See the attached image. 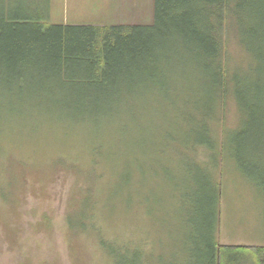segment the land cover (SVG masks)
I'll return each mask as SVG.
<instances>
[{"label": "rangeland", "instance_id": "374dc122", "mask_svg": "<svg viewBox=\"0 0 264 264\" xmlns=\"http://www.w3.org/2000/svg\"><path fill=\"white\" fill-rule=\"evenodd\" d=\"M21 1L51 24L153 22L154 0H143L139 11L122 9L119 0H12ZM242 1L235 0L236 9ZM249 18L240 9L237 20L255 25ZM225 48L231 72L249 66L252 58L234 25ZM160 92L138 90L108 117L85 122L39 95L4 100L0 264H120L123 258L187 264L198 249V222L195 211L186 215L184 194L197 193L196 181L204 176L189 164L207 171L220 187L219 244L264 246V192L241 174L230 150H221L241 121L233 94L212 117L194 110L189 87ZM203 117L215 148L189 141L193 123Z\"/></svg>", "mask_w": 264, "mask_h": 264}, {"label": "trees", "instance_id": "16d2710c", "mask_svg": "<svg viewBox=\"0 0 264 264\" xmlns=\"http://www.w3.org/2000/svg\"><path fill=\"white\" fill-rule=\"evenodd\" d=\"M235 5V0H154L149 24L74 25L51 24L22 1L0 0V105L34 94L85 122L108 117L138 90L161 94L185 86L194 93L189 100L194 110L213 117L231 92L241 121L226 134L221 150H230L241 174L264 192V0ZM240 9L256 24L237 20ZM236 22L245 38L237 35ZM233 25L252 60L231 72L225 35ZM207 125L204 117L193 123L190 143L216 147ZM189 165L204 176L196 181L197 193L184 194L186 215L195 211L198 222V249L187 264H264V246L219 244L220 187L207 171ZM120 264L138 263L123 258Z\"/></svg>", "mask_w": 264, "mask_h": 264}, {"label": "crops", "instance_id": "0c3cea01", "mask_svg": "<svg viewBox=\"0 0 264 264\" xmlns=\"http://www.w3.org/2000/svg\"><path fill=\"white\" fill-rule=\"evenodd\" d=\"M141 2H143V0H119V3L121 4V8L125 10V8H127V10H131L132 8L136 9V11L140 10V4ZM133 11V10H132ZM130 11V12H132ZM129 12V13H130ZM131 15V14H129ZM126 16H123V19H125ZM134 22V21H132ZM120 24H126V25H138V24H142V23H120Z\"/></svg>", "mask_w": 264, "mask_h": 264}]
</instances>
